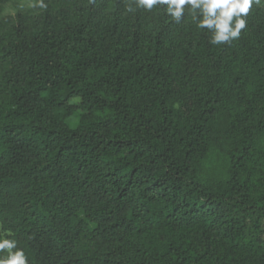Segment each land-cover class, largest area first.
Here are the masks:
<instances>
[{"label": "trees", "instance_id": "obj_1", "mask_svg": "<svg viewBox=\"0 0 264 264\" xmlns=\"http://www.w3.org/2000/svg\"><path fill=\"white\" fill-rule=\"evenodd\" d=\"M44 2L0 17V235L28 264H264V0L221 45L187 6Z\"/></svg>", "mask_w": 264, "mask_h": 264}, {"label": "clouds", "instance_id": "obj_2", "mask_svg": "<svg viewBox=\"0 0 264 264\" xmlns=\"http://www.w3.org/2000/svg\"><path fill=\"white\" fill-rule=\"evenodd\" d=\"M137 8L151 11L163 8L168 16L180 22L186 6L192 19L200 29L211 32L209 42L214 45L229 44L238 39L246 28V17L254 2L259 0H134ZM32 7L47 8L44 0H35ZM131 11L132 9L129 8ZM0 264H28L23 249L17 241L0 235Z\"/></svg>", "mask_w": 264, "mask_h": 264}, {"label": "rangeland", "instance_id": "obj_3", "mask_svg": "<svg viewBox=\"0 0 264 264\" xmlns=\"http://www.w3.org/2000/svg\"><path fill=\"white\" fill-rule=\"evenodd\" d=\"M34 2L35 0H19L17 4L20 8L27 9L31 8ZM19 7L14 3L7 5L3 11H0V17L15 14L18 11Z\"/></svg>", "mask_w": 264, "mask_h": 264}]
</instances>
